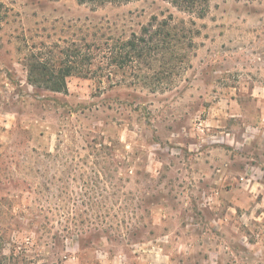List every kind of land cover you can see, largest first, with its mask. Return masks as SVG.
<instances>
[{"label":"rangeland","instance_id":"obj_1","mask_svg":"<svg viewBox=\"0 0 264 264\" xmlns=\"http://www.w3.org/2000/svg\"><path fill=\"white\" fill-rule=\"evenodd\" d=\"M164 20L177 70L141 60L109 76L105 61L68 93L28 82L33 52L81 65L87 44ZM9 172L0 264H264V0H210L202 19L164 0H0L2 182Z\"/></svg>","mask_w":264,"mask_h":264},{"label":"trees","instance_id":"obj_2","mask_svg":"<svg viewBox=\"0 0 264 264\" xmlns=\"http://www.w3.org/2000/svg\"><path fill=\"white\" fill-rule=\"evenodd\" d=\"M112 1V0H111ZM115 1V0H113ZM172 4L175 8L180 11L196 15L198 18H204L205 10L209 5L210 0H164ZM172 17V16H171ZM153 21H157V17L153 18ZM169 20H164L160 23L159 28L153 29L152 25L143 29L141 36L132 34L127 40L117 39L113 43H108L103 47H95V44H87L88 52L85 54V58L81 65L78 61L67 60L65 67L58 68L55 65L50 64L47 59H43L38 54L33 52L27 58L28 65V82L36 90L46 91L50 93H68L67 78L80 74L84 78H102L105 75V61L107 67L109 66V76L115 75V69L133 71L141 64V60H145V67L148 70H154L158 72L161 68L173 66L174 70L179 69L177 64L178 56L176 51L179 48L180 40L177 41L178 35L174 34L171 28ZM173 41H177L173 44ZM72 56H68L69 59H78L80 56V46L76 43H72ZM75 47V48H74ZM97 53H99L97 55ZM181 60L178 61V63ZM183 61H181L182 63ZM141 71V69H139ZM112 79V78H110ZM159 85V86H156ZM113 86V85H112ZM164 82L158 81L156 84L153 83V92H159L163 87ZM144 88V87H143ZM159 89V90H158ZM145 125H147L145 123ZM92 144L93 153L90 155L95 156L97 159L101 150L97 149L96 142ZM95 159V160H96ZM12 168V167H11ZM10 168V169H11ZM28 168V167H27ZM30 170V168H28ZM100 177L102 173L98 170L96 176ZM5 178L6 182H2L0 179V188L7 190V194L12 193L10 184L13 181V172H9ZM34 186L26 187V190L30 196L34 193ZM37 189V188H36ZM36 192V191H35ZM9 206V205H8ZM38 223L37 220H33L31 226H35ZM38 225V224H37ZM43 225L44 230H48L47 226ZM4 238H0V251L4 250ZM16 250H11L9 257L1 254L2 262L7 260L16 261Z\"/></svg>","mask_w":264,"mask_h":264},{"label":"crops","instance_id":"obj_3","mask_svg":"<svg viewBox=\"0 0 264 264\" xmlns=\"http://www.w3.org/2000/svg\"><path fill=\"white\" fill-rule=\"evenodd\" d=\"M247 181L252 182V179L250 178V179H248Z\"/></svg>","mask_w":264,"mask_h":264}]
</instances>
